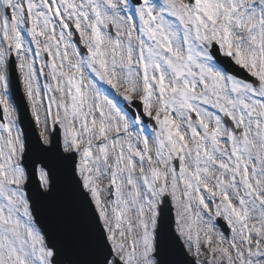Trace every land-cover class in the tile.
Returning a JSON list of instances; mask_svg holds the SVG:
<instances>
[{
    "label": "snow or ice",
    "instance_id": "snow-or-ice-1",
    "mask_svg": "<svg viewBox=\"0 0 264 264\" xmlns=\"http://www.w3.org/2000/svg\"><path fill=\"white\" fill-rule=\"evenodd\" d=\"M0 264H264V0H0Z\"/></svg>",
    "mask_w": 264,
    "mask_h": 264
},
{
    "label": "water",
    "instance_id": "water-1",
    "mask_svg": "<svg viewBox=\"0 0 264 264\" xmlns=\"http://www.w3.org/2000/svg\"><path fill=\"white\" fill-rule=\"evenodd\" d=\"M32 132H33V128H32V130H31Z\"/></svg>",
    "mask_w": 264,
    "mask_h": 264
},
{
    "label": "rangeland",
    "instance_id": "rangeland-1",
    "mask_svg": "<svg viewBox=\"0 0 264 264\" xmlns=\"http://www.w3.org/2000/svg\"><path fill=\"white\" fill-rule=\"evenodd\" d=\"M38 131V130H37Z\"/></svg>",
    "mask_w": 264,
    "mask_h": 264
}]
</instances>
